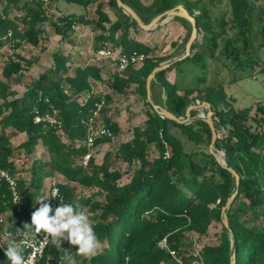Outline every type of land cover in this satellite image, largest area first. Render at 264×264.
<instances>
[{
	"label": "trees",
	"instance_id": "obj_1",
	"mask_svg": "<svg viewBox=\"0 0 264 264\" xmlns=\"http://www.w3.org/2000/svg\"><path fill=\"white\" fill-rule=\"evenodd\" d=\"M64 1L84 8L96 5L98 19L89 21L73 15L62 17L53 23L55 32L62 38L79 20L93 26L94 32L98 30L95 51L109 43L113 50L118 49L121 53L146 55L140 66L128 69L129 75L121 77L119 73H111L110 81L116 93L128 95L135 90L143 97L145 105L150 108L146 112V127L143 130L136 128L133 139L115 149L116 160L133 168L131 181L121 184L122 171L112 170V162L108 159L99 165L93 158L86 167L76 163L87 151L81 145L87 133L85 121L102 98L91 93L92 80L103 81L98 65L87 64L71 72L68 58L56 52L53 54L54 65L29 84L21 97H17L5 82H0V169L8 170L15 178L19 196L15 202L13 189L6 180L0 179V218H4L8 211L15 217L13 227L8 229L13 233L27 231L24 224L30 223L34 207H39L38 198L45 195L44 189L48 187L46 196L49 200L46 202L50 203L52 183L56 175H60L65 178L64 183L58 184L63 201L92 213V226L98 238L96 254L82 257L81 264H175L171 256L158 247V241L165 236H168L172 248L190 264L195 257L183 249L184 234L194 232L199 237L207 236L217 224L221 226L219 240L205 245L197 260L203 264H231L234 253L235 264H264V105H259L253 116L252 108L237 109L223 85L208 84L206 76L199 78L198 88L183 90L167 78L176 63L187 60L206 72L208 59L220 60L221 54L231 60L233 69H254L255 64L261 63L260 51L264 49L263 9H258L252 0H228L232 33L227 36V21L218 17L212 21L209 11L200 6L199 0H153L149 5L143 0H122L145 24L178 5L195 17L197 37L190 54L181 59L192 33V24L187 19L172 18L186 27L187 34L181 43L174 44L177 48L172 55L159 57L154 48L131 35L142 28L124 12L117 0ZM105 1L119 13L114 22L103 11ZM5 2L4 12L0 15V37L12 33L8 40L14 42V49L22 45L16 42L18 39L39 46L44 33L41 24L47 20L43 4L30 0ZM12 11L22 16L11 18ZM199 36H202L201 40ZM220 39H223L221 48ZM219 48L221 54L217 56ZM171 59L174 60L166 63L170 66L158 72L152 80L153 102L182 119L186 117L187 108L197 101L210 104L217 131L220 128L226 131L225 136L215 143L216 150L224 152L225 166L209 153L212 131L205 119L196 118L195 110L191 111L189 123L180 124L162 117L149 101L148 76ZM6 60L2 75L5 81L15 83L19 81L18 77H24V68L32 65L19 54ZM132 85L136 86L133 90ZM85 92L90 93L87 99H84ZM104 97L103 124L118 135V124L105 115L107 103L112 98L109 95ZM55 112L61 119V127L47 121L36 122L37 116L55 115ZM7 129L26 136L18 147L29 158L24 165L27 169L24 176H15V149L11 139L4 134ZM173 129L179 130L195 146L207 145V152L201 149L203 157L199 161L194 160L197 151L187 152ZM63 136L67 142L63 141ZM106 142L111 140L107 137L99 139L96 146ZM39 145L46 149L48 160L35 157ZM231 169L239 176L240 186L227 210L226 226L222 208L236 190V177ZM79 186L97 189L96 194L82 199L76 194ZM3 228L0 223V240L4 239ZM73 247L67 241L61 246L57 242L46 254L57 261L65 254L71 256ZM0 264H9L1 248Z\"/></svg>",
	"mask_w": 264,
	"mask_h": 264
},
{
	"label": "rangeland",
	"instance_id": "obj_2",
	"mask_svg": "<svg viewBox=\"0 0 264 264\" xmlns=\"http://www.w3.org/2000/svg\"><path fill=\"white\" fill-rule=\"evenodd\" d=\"M144 3L150 4L153 0H143ZM197 1V0H190ZM200 6L205 7L211 16V20L218 17V19H225L228 23L227 31L229 36L232 33L231 30V7L228 0H199ZM256 7L262 8L264 11V0H252ZM6 6L5 0H0V15L3 14L4 8ZM42 8L45 11L47 20L41 24V28L44 31L45 35H41V42L39 46L35 47L29 43L23 42L21 39H18L16 42L22 43L24 45L18 51L14 47V42L9 41L8 38H4L1 42L0 47V82H5L9 86V89L17 93V97H21L27 90L29 84L37 80L40 75L47 73L51 65L54 63L53 54L61 53L65 54L68 58V67L72 66H83L87 64H96L102 70V80L101 82L96 83L97 81L92 80L93 91L92 95L97 97H104L105 95L111 93V73H119L121 77H126L130 72H121L117 67V62L115 58L112 59H98L95 55L94 50V40L95 36L99 33L98 30L94 32V28L91 25L81 23L79 20L77 24L67 33V38L63 43H58L60 35H58L53 27V23H57L59 19L64 16L73 15L77 18L83 17L89 21H94L98 19L97 15V6L90 5L88 8L78 6L76 4H69L66 1L53 0L50 3L42 5ZM103 11L106 13L110 21L114 22L118 19L119 13L114 7L109 6L108 2H104ZM199 12H196L198 14ZM22 14H19L15 11L11 12V18H18ZM217 23V22H216ZM215 23V25H216ZM187 34V29L180 22L173 21L172 19H167L162 21L155 29L146 31L144 29L138 30L136 34L134 31L131 32V35L139 40L141 43H145L150 47H153L156 50V53L159 57H167L172 55L176 47L174 44L181 43L182 39L185 38ZM60 36V37H59ZM49 37V38H48ZM202 36H199L201 40ZM220 48L223 44V39L219 40ZM44 47L46 50H43ZM220 48L217 50L216 55L221 54ZM120 51L115 49L114 57L117 56V53ZM261 63L255 64L254 69L247 67L246 70H237L233 69V64L231 60L227 59L224 55L221 54L220 60H209V67L206 72L200 69L199 66L190 61L178 62L175 64L174 68L167 73V78L176 82L178 87L183 89L188 88H198L199 78L206 76L208 84L218 85L221 84L226 90L227 95L230 99H234V105L237 109L252 108L251 115L257 114L256 109L259 105H264V49L261 51ZM21 55L24 59L30 60L32 65L30 67H25L22 75L23 78L15 76L18 82L5 81L2 75V67L4 61H7L6 58L14 55ZM174 59L168 60L162 65L173 61ZM131 89H134V86H131ZM155 90V87L154 89ZM90 93H84V99L89 98ZM105 98V97H104ZM106 100V99H105ZM2 101L0 100V104ZM201 104L200 101H197L195 105ZM108 111L105 114L106 118L112 119L114 123L119 124V134L114 135L109 138L111 142L102 143L98 146H95L91 150V157L96 161L97 164L101 165L105 159H108L112 162V170H120L123 173V178L121 184L129 183L133 174L132 166H129L128 163L121 162L116 160L115 149L120 144L132 140L136 128L144 129L146 127V112L150 110L148 106L145 105V100L139 94H130L128 97L120 96L114 97V100L107 103ZM197 112L196 118H206L207 109L200 108L195 110ZM102 119V117H100ZM104 117L102 119V122ZM176 135L182 140L185 145L187 152H192L193 150L197 151V155L194 157V160L199 161L203 155V152H207V145L195 146L189 142L179 130L173 129ZM225 129L220 128L217 131L218 138H223L225 136ZM6 134L11 139V144L15 149L14 162L16 165L15 176L20 177L26 174L27 169L24 168L26 161H28V156H26L23 150H19V145L26 139L24 134H16L11 130H4ZM63 141L67 142L68 140L63 136ZM82 145V144H81ZM83 146V145H82ZM84 147V146H83ZM202 149V150H201ZM217 151V150H216ZM217 154L221 161L224 162V152L217 151ZM35 157L39 159L48 160L49 156L47 151L42 145L37 146V151ZM207 159H204L203 162H206ZM84 162V161H83ZM81 159L77 160V164L83 165ZM75 165V162L73 163ZM56 181L59 183H64L65 178L56 175ZM46 187L44 194H47ZM97 189H87L83 186H79L76 194L83 198H87L96 194ZM89 217V220L92 222L91 217L92 213L86 212ZM4 227L11 228L14 225L15 217L11 211H8L4 215ZM221 226L219 224L212 227L207 236L199 237L198 234L194 232H188L184 234L182 239L183 249L191 255L200 253L201 249L208 244L216 243L219 240L218 235L221 231ZM5 243V248L7 247L8 240H3ZM17 242V241H16ZM66 242V241H63ZM99 247V243H98ZM71 253V258L73 264H81V259L84 257L80 255L75 248ZM193 253V254H192ZM62 264H67V261L64 260Z\"/></svg>",
	"mask_w": 264,
	"mask_h": 264
},
{
	"label": "built area",
	"instance_id": "obj_3",
	"mask_svg": "<svg viewBox=\"0 0 264 264\" xmlns=\"http://www.w3.org/2000/svg\"><path fill=\"white\" fill-rule=\"evenodd\" d=\"M30 1H36L41 2L43 5L50 3L53 0H30ZM12 35V33H9L7 36H4L3 38L0 37V39L8 38ZM115 50L112 49V47L109 45V43H105L104 47L100 48L98 51L95 52V55L98 59L106 58V59H112L115 58L117 62V67L119 71L125 72L132 66H140L146 59V55L144 53H117V56L114 57ZM106 106V100L105 98H101L95 105V109L92 112V115L85 121L86 125V138L81 143L84 147H86L87 151L82 155L81 162H83V167H86L91 157V150L96 146V141L102 138H111L113 136V132L107 128L102 122L101 112ZM56 113V112H55ZM41 121H47L51 125H57L58 127H61V119L57 116V113L55 115L46 114L43 117L37 116L36 122L39 123ZM0 179L6 180L11 188L13 189V199L15 202L18 201L19 196L16 191V180L12 176V174L9 173L8 170L0 169ZM59 182L56 180L53 181L51 186V200L50 204L53 207L58 206L60 202V198L63 196L61 195L60 191L54 196L53 190L59 189L58 188ZM1 195H0V201H1ZM64 200V199H63ZM0 223L4 227V219L0 218ZM3 234L4 239L3 240H9V238L14 239L17 241V247H21L24 249V255L26 259H29L30 264H40V262H43L42 264H62L63 258L60 260L55 261L49 254L47 253V250L50 249L51 245L53 244L50 240V238L46 239L45 233L36 234L35 243L33 245H25L21 243L26 236V231L19 232V233H13L10 231L7 227L3 228ZM3 240H0V248H5V243ZM43 242V243H41ZM158 247L161 250L166 251L171 258L173 259L175 264H188L185 262L184 256L175 248H172L169 242L168 236H165L161 238L158 241ZM193 254V253H192ZM195 259L190 264H203L200 260H197L196 257H199V253L193 254Z\"/></svg>",
	"mask_w": 264,
	"mask_h": 264
},
{
	"label": "clouds",
	"instance_id": "obj_4",
	"mask_svg": "<svg viewBox=\"0 0 264 264\" xmlns=\"http://www.w3.org/2000/svg\"><path fill=\"white\" fill-rule=\"evenodd\" d=\"M59 189L53 190V195ZM49 197L46 195L38 198L39 207H34L30 216V223H25L26 236L21 242L25 245L35 243L36 234L45 233L46 239L50 238L53 244L67 241L75 250L83 256H93L98 249V238L86 212L67 203L60 198L58 206L53 207L46 202ZM43 243V242H41ZM4 254L9 264H30L29 259L25 258L24 249L17 247L14 239L9 238ZM64 260L67 264H73L70 254H65Z\"/></svg>",
	"mask_w": 264,
	"mask_h": 264
},
{
	"label": "water",
	"instance_id": "obj_5",
	"mask_svg": "<svg viewBox=\"0 0 264 264\" xmlns=\"http://www.w3.org/2000/svg\"><path fill=\"white\" fill-rule=\"evenodd\" d=\"M118 5L124 10V12L128 15H130L134 20L137 21L138 25L146 30V31H150L155 29L162 21H165L167 19H172L174 17H180V18H184L187 19L188 21H190V23L192 24V33L190 36V39L186 45V53L185 55H183L182 58L187 57L190 54L192 45L197 37V32H198V28H197V21L196 18L191 16L188 11L181 5L176 6L175 8H173L172 10H169L163 14L158 15L157 17H155L149 24H145L142 19L139 17V15L128 5L124 4L122 0H117ZM170 64H164L161 66L156 67L152 73L148 76L147 78V92H148V99L149 101L152 103L154 109L164 118H168L171 119L173 121H176L180 124H186L189 123L190 119H191V111L192 110H196V109H200V108H206L207 109V115L205 118V121L208 123V125L211 128L212 131V140L211 143L209 145V153L215 155V157L217 158V160L225 166V163H223V161L220 160L216 148H215V143L218 139V134H217V129L214 123V119H213V111L211 110V105L204 102L202 104H198V105H191L187 108L186 111V117L185 118H177L175 115H173L171 112H169L167 109H165L164 107L158 106L156 105L152 98H151V83L152 80L154 79V77L156 76V74L162 70H165L167 67H169ZM233 175L236 177V190L234 191V193L228 198L225 206L222 208V218H223V222L226 226H228V217H227V210L232 206L238 191H239V186H240V179L239 176L236 174V172L234 170H232ZM231 264H235V254L233 253L232 255V261Z\"/></svg>",
	"mask_w": 264,
	"mask_h": 264
},
{
	"label": "crops",
	"instance_id": "obj_6",
	"mask_svg": "<svg viewBox=\"0 0 264 264\" xmlns=\"http://www.w3.org/2000/svg\"><path fill=\"white\" fill-rule=\"evenodd\" d=\"M68 16H70V15H68ZM44 35H45V33H43ZM60 37V36H59ZM49 38V37H48ZM66 38H67V35H66V37L65 38H62V37H60V39H59V41H58V43L60 42V43H63L65 40H66ZM182 41V40H181ZM144 43V42H143ZM145 44V43H144ZM24 45H21L19 48H17V49H15L16 51H18L20 48H22ZM149 46V45H148ZM153 48V47H152ZM177 48V47H176ZM64 56L65 57H67V58H69L67 55H65L64 54ZM69 61H70V58H69ZM69 63V62H68ZM54 65V63L51 65V67ZM50 67V68H51ZM76 67H83V66H72V67H70V71L72 72ZM111 76V75H110ZM169 81H171V82H174L173 80H170V79H168ZM96 83H98V82H96ZM152 84V83H151ZM132 86H134V89H135V85H132ZM132 88V87H131ZM133 90V89H132ZM131 94H136V95H138L139 93H137L135 90H134V92L133 93H131ZM107 95H109V96H111V98H112V100H114V97L115 96H117V97H120V96H125V97H128L130 94H128V95H123V94H120V93H116L113 89L111 90V93H109V94H107ZM140 95V94H139ZM111 100V101H112ZM110 101V102H111ZM108 107V106H107ZM107 111H108V109H107ZM111 118V117H110ZM118 124V123H117ZM118 126H119V124H118Z\"/></svg>",
	"mask_w": 264,
	"mask_h": 264
}]
</instances>
